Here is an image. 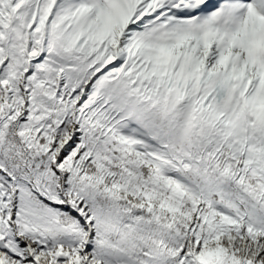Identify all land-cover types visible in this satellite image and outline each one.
<instances>
[{
    "label": "snow or ice",
    "instance_id": "obj_1",
    "mask_svg": "<svg viewBox=\"0 0 264 264\" xmlns=\"http://www.w3.org/2000/svg\"><path fill=\"white\" fill-rule=\"evenodd\" d=\"M0 264H264V0H0Z\"/></svg>",
    "mask_w": 264,
    "mask_h": 264
}]
</instances>
